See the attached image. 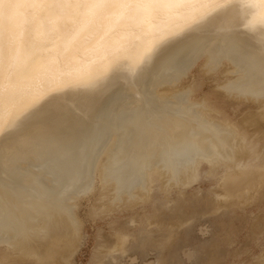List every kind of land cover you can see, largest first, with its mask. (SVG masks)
<instances>
[{
    "label": "bare ground",
    "instance_id": "obj_1",
    "mask_svg": "<svg viewBox=\"0 0 264 264\" xmlns=\"http://www.w3.org/2000/svg\"><path fill=\"white\" fill-rule=\"evenodd\" d=\"M199 51L204 71L228 61L226 94L260 97L264 107V0H0V254L7 263L69 262L81 230L76 198L93 189L96 171L113 199H134L129 192L148 187L154 167L172 183L199 160L228 164L245 139L209 119L205 101L189 104L188 91L175 90ZM245 120L264 131V110ZM228 180L241 191L240 180Z\"/></svg>",
    "mask_w": 264,
    "mask_h": 264
},
{
    "label": "rangeland",
    "instance_id": "obj_2",
    "mask_svg": "<svg viewBox=\"0 0 264 264\" xmlns=\"http://www.w3.org/2000/svg\"><path fill=\"white\" fill-rule=\"evenodd\" d=\"M201 54L199 51L200 57L196 54L190 59L193 65L184 69L185 77L181 74L175 90L188 91L189 104L205 101L210 109L207 117L228 124L245 141L235 149L230 163L209 165L199 160L191 167L194 169H185L184 178L179 174L182 180L172 181L175 186L173 176L162 182L152 168L147 172L149 181H145L149 186L144 183V189L138 186L130 190L134 199L127 194L113 199L115 196L108 193L110 185L102 189L96 171L93 189L76 198L81 230L77 249L67 264H264V180L258 177L264 173V131H253L254 123L243 121L263 113V100L226 94L222 86L231 70L228 61L221 59L218 68L206 73L205 52ZM165 89L170 94L172 86ZM260 127L263 130L264 125ZM247 131L252 132V142L247 140ZM109 143L99 156L100 162L108 156L113 140ZM227 180L230 184L240 180L237 190L240 187L241 191L233 192ZM0 264H9L1 254Z\"/></svg>",
    "mask_w": 264,
    "mask_h": 264
}]
</instances>
